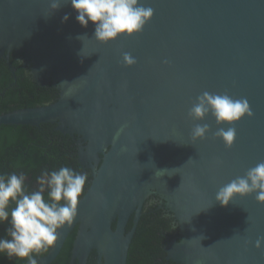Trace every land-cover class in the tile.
<instances>
[{
  "label": "water",
  "instance_id": "1",
  "mask_svg": "<svg viewBox=\"0 0 264 264\" xmlns=\"http://www.w3.org/2000/svg\"><path fill=\"white\" fill-rule=\"evenodd\" d=\"M51 2L0 0V57L10 66L9 53L22 54L36 83L59 90L51 103L0 114V124L56 123L80 136L78 160L92 168L76 218L34 257L37 264H50L75 227L71 262L86 264L94 249L95 264H127L152 194L179 229V239L164 246L167 259L264 264V244L254 247L264 238V203L256 193L223 207L215 201L220 187L264 162V0H140L154 10L143 30L103 44L91 23L76 22L69 4L53 11ZM125 52L134 65L124 66ZM205 91L249 103L253 115L233 125L230 148L214 137L219 126L211 114L188 116ZM196 124L209 131L193 141Z\"/></svg>",
  "mask_w": 264,
  "mask_h": 264
},
{
  "label": "clouds",
  "instance_id": "2",
  "mask_svg": "<svg viewBox=\"0 0 264 264\" xmlns=\"http://www.w3.org/2000/svg\"><path fill=\"white\" fill-rule=\"evenodd\" d=\"M62 4L70 5L81 27L87 28L89 23L94 26L93 38L101 44L140 33L154 13L140 0H62V3L61 0H52L50 8L55 11ZM68 19L69 16L65 14L62 22ZM81 37L84 36L78 39ZM122 62L124 66H132L137 61L125 52ZM209 114L219 126L213 135L226 148H230L235 140L236 129L233 125L243 117L251 118L253 115L247 99H234L227 93L205 91L196 98L188 116L200 121ZM208 131V124H196L191 138L193 141L203 139ZM25 179L22 172L0 174V224L7 222L9 225L6 237H0V255L37 264L33 254L47 251L57 240L58 230L71 225L76 218L87 173L66 165L54 170L43 169L36 178L38 187L34 190L26 187ZM252 193H256L258 203H264V162L220 187L215 201L223 207L234 197H245ZM262 244L264 238L258 237L254 247L259 249Z\"/></svg>",
  "mask_w": 264,
  "mask_h": 264
},
{
  "label": "trees",
  "instance_id": "3",
  "mask_svg": "<svg viewBox=\"0 0 264 264\" xmlns=\"http://www.w3.org/2000/svg\"><path fill=\"white\" fill-rule=\"evenodd\" d=\"M9 64L10 66L3 57H0V114L19 108L48 104L55 100L56 90L50 85H38L32 79L28 66L14 53L9 55ZM64 165L82 172L69 142L55 129V124L40 123L36 126L0 124V174L22 172L26 177V187L34 190L38 187L36 178L43 169L54 170ZM87 187L86 181L85 190ZM162 204L164 206L163 202ZM174 220L172 223L171 218L164 215L156 206L144 210L129 244L127 264H171L170 260L164 259L162 240L163 233L171 235L178 230L177 221L175 218ZM131 225L132 217L126 223V231ZM8 227L7 222L0 224V237H6ZM76 229L77 227L68 234L61 250L50 264H78L77 260L71 262L70 258ZM47 251L33 255L34 257L44 255ZM26 261L15 257L8 259L0 255V264H24ZM95 261L96 252L93 249L86 264H94Z\"/></svg>",
  "mask_w": 264,
  "mask_h": 264
},
{
  "label": "flooded vegetation",
  "instance_id": "4",
  "mask_svg": "<svg viewBox=\"0 0 264 264\" xmlns=\"http://www.w3.org/2000/svg\"><path fill=\"white\" fill-rule=\"evenodd\" d=\"M11 53H14L15 55H17L18 58H19L20 60H22V62L24 61V58H23L22 54H20V53H16V52L12 51V52L9 53V55H10ZM23 63H24V62H23ZM24 64H25V63H24ZM26 65H27V64H26ZM35 82H36V81H35ZM37 84H38V83H37ZM38 85H39V84H38ZM44 85H50L53 89L56 90V93H55V94H56V98H55V100H56V99L58 98V96H59V90H58L57 88H55V87L52 85L51 81L47 82V83L44 84ZM44 85H43V86H44ZM55 100H54V101H55ZM55 126H56V123H55ZM61 134L64 136V139H65L66 141L69 142V146L71 147L72 152H74V155H75L76 160L79 162V160H78V149H79L78 139H79L80 136L77 135V134L70 135V134L62 133V132H61ZM86 143H87V141H84V140L81 141V144H82V145H85ZM99 156H101V154H99ZM79 163H80V162H79ZM92 163H93V162H92ZM88 164H89L88 161H87L86 165H82V164L80 163V165H81V167H82V172L87 173V182H88V186H89L90 180H91V178H92V168H91L90 166H87ZM93 164H94V163H93ZM151 206H156V208H157V209H160L164 215H167L169 218H171V222L174 223L175 220H174L173 215L171 214V212H170L167 208H165V207L163 206L161 198H160L158 195H155V194H152V195H150V196H148V197L146 198V200L144 201V203H143V205H142L140 216L144 213V210H146L147 208H149V207H151ZM131 217H132V215L129 217V219H130ZM129 219H128V221H129ZM173 238H175L176 240L179 239V229L176 230V231H174V232H172L171 235H170V234H165V233H163V239H164V240H162V241L164 242L163 245H162V249H163V251H164V246H165L166 244H168V242H169L171 239H173ZM164 252H165V251H164ZM164 259H166L167 261L170 260V261L172 262L171 264H180V263H178V262H176V261H173V260H171V259H167V258H166V252H165V254H164ZM94 264H95V263H94Z\"/></svg>",
  "mask_w": 264,
  "mask_h": 264
}]
</instances>
